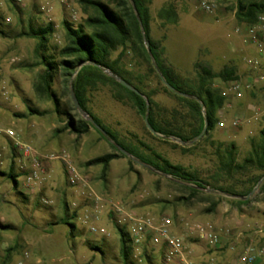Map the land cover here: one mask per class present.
Here are the masks:
<instances>
[{
    "label": "rangeland",
    "instance_id": "1",
    "mask_svg": "<svg viewBox=\"0 0 264 264\" xmlns=\"http://www.w3.org/2000/svg\"><path fill=\"white\" fill-rule=\"evenodd\" d=\"M203 1L211 5V10L203 8ZM214 1L146 0L149 36L157 43L162 62L180 78L195 84L203 66L214 72L225 67L234 69L235 79L212 80V85L224 93L225 102L216 113L207 139L187 152L173 147L174 143L184 144L152 134L144 117L125 97H114L116 91L110 83L89 90L86 102L88 110L123 144L147 159L159 154L209 184L191 197L183 187L191 183L181 185L133 155L143 164L118 155L110 161L104 175L100 164L86 165L96 156L119 154L111 147L115 141L92 127L80 136L62 129L67 117L55 111L53 100L35 92L34 84L44 65L37 51L38 39L26 32L30 26L51 24L53 32L46 42L47 49L41 52L58 61L57 52L65 37L64 23L77 26L86 16L79 2L0 0V264H161L160 255L147 245L138 249L131 245L129 262L124 263L116 227L123 226L127 231V224L119 219L127 214L168 216L172 232L183 239L186 259L193 264H232L249 245L260 253L246 264H264L261 182L241 198L248 203H239V196L212 188L230 184L239 188L241 181L259 174L250 167L232 176L225 172L218 175L216 149L219 143L222 150L233 142L235 160L241 162L250 154L252 142L259 139L264 128V54L246 36L245 23L236 21L231 9L235 0L219 4ZM169 10L176 16L175 21L166 17ZM257 31L264 35V25ZM254 61L257 64L252 65L250 62ZM119 68L129 74L134 84L150 92L163 112L176 109L180 117L189 118L187 109L163 90L158 70H151L139 48L128 46ZM105 73L113 76L108 70ZM234 80L239 88L231 92L228 88ZM52 86L59 107L68 108L72 101L69 94L62 93L63 77L59 72L54 75ZM29 108L45 113L31 115ZM80 115L87 121L91 118L87 113ZM8 129L13 131L12 136L5 132ZM21 144L30 146L36 156L26 155ZM33 157H38V177L27 181L25 176L32 171ZM67 163L77 170L83 182L69 184ZM10 171L19 174L16 186L8 178ZM213 199H218L217 206L207 211ZM63 216L74 224L73 229L60 222ZM193 223L216 228L218 243L209 245L189 230L186 224ZM90 226L105 233L92 232Z\"/></svg>",
    "mask_w": 264,
    "mask_h": 264
},
{
    "label": "trees",
    "instance_id": "2",
    "mask_svg": "<svg viewBox=\"0 0 264 264\" xmlns=\"http://www.w3.org/2000/svg\"><path fill=\"white\" fill-rule=\"evenodd\" d=\"M77 1L82 6L86 16L77 26H72L68 22L64 23L65 37L63 45L57 52V55L60 57L58 61L54 60V56H49L41 52V50L47 49L46 42L53 32L51 24L48 23L44 27L30 26L29 31L26 32L28 36H33L38 39L37 51L41 63L44 65V70L39 75V80L34 84L35 92L40 96L43 95L47 99L53 100L55 111L67 117L62 129L68 130L76 136H80L87 133L90 127L94 128L91 122L81 117L72 102L68 108L61 109L59 107L57 94L52 86L53 77L59 72L63 77L64 86L62 93L70 95L69 87L70 82H72L74 92L82 109L106 131L109 137L140 161L149 164L162 173L170 175L180 184L191 183V186L183 185L189 191L191 197L201 193L209 184L205 180L198 178L195 173L190 172L182 165L171 163L159 154H155L154 159L144 158L119 141L101 123L99 118L88 110L86 105L87 94L89 90L97 87L98 84L110 83L116 91L114 97L117 99L125 97L132 104L138 115L144 117L148 110V121L156 132L166 138L174 137L184 142L191 141L203 129L204 116L200 106L201 102L208 122L204 136L189 145L172 144L173 147L187 152L192 150L201 140L207 139L208 133L213 129L215 124L216 113L225 102L224 93L222 92L221 94L220 89L212 85V80L216 78L224 81L235 79L234 69L232 67H225L219 72H214L209 67L203 66L198 73L197 83L190 84L188 81L180 78L178 74L162 62L157 43L149 36L150 15L146 0ZM222 1L225 0H215L214 2L219 4ZM231 9L234 10V17L238 23L255 25L260 16L264 17V0H235V4L231 6ZM136 13L142 22L143 31L149 43L153 62L144 46ZM166 13V17H171L170 21L176 20V16L170 10ZM128 46L139 48L144 60L151 65V70L155 72L157 69L176 91L191 96L190 98L180 96L169 90L164 84L162 86L165 92L173 95L187 109L189 118L185 116L180 117L176 109L163 112L158 103L153 100L151 93L139 84H134L129 74L119 68L122 53L125 52ZM117 49L121 50L115 58H112V54ZM105 70L124 79L140 91L142 95H138L121 85L113 76L107 75ZM157 77L159 80L161 79L158 74ZM29 112L31 115H42L45 113L44 111L33 108H29ZM94 129L102 135L100 131L96 128ZM164 141L168 142V140ZM111 147L119 154L106 153L96 156L88 160L86 165L100 164L102 166L101 173L104 175L112 159L118 155L124 156L114 145H111ZM220 147H222V144L219 143L216 149L218 155V175L220 174L219 172H225L232 176L233 173L244 172L250 167L258 170L259 174H255L247 178V180L241 181L238 186L239 188H235L232 184L227 187L213 186L212 188L231 196H239V203H248L247 199L241 198L246 197L264 176V128L260 130L257 142H252L250 154L241 162H236L235 160L236 147L233 142L228 143L222 150ZM7 175L12 184L16 186L19 174L10 171ZM260 190L264 191V179L261 180ZM209 195L213 196V194ZM217 203L218 199H213L207 211H213ZM60 222L70 225L71 229L74 228V224L69 222L67 216L61 217ZM116 229L119 235L120 255L124 263H128L132 251L129 234L123 226H117Z\"/></svg>",
    "mask_w": 264,
    "mask_h": 264
},
{
    "label": "built area",
    "instance_id": "3",
    "mask_svg": "<svg viewBox=\"0 0 264 264\" xmlns=\"http://www.w3.org/2000/svg\"><path fill=\"white\" fill-rule=\"evenodd\" d=\"M202 6L206 11L211 10V5L202 2ZM264 25V17L260 16L255 25L244 24L245 34L250 40H252L257 47V50L264 54V35H258L257 29ZM237 32H241L240 27H236ZM252 65L257 64V61L250 62ZM264 79V77H262ZM239 84L237 81H231L228 90L231 92L237 91ZM235 125V122H233ZM7 135L12 136L14 133L12 130L8 129L5 131ZM21 149L27 155L32 154L33 150L30 146L26 144H21ZM36 156V155H34ZM68 172V182L71 185H77L80 181V175L77 170L67 163ZM39 167L38 157H33V168L25 177L27 181H32L38 177ZM83 182V180L81 181ZM75 206V203L72 204ZM116 211L121 212L118 206ZM87 219V216H86ZM120 221H124L127 224V232L129 234L130 243L134 249L143 247L147 245L152 249L153 253L160 255L161 264H193L188 259H186L184 244L182 237L174 234L171 230V219L168 216L161 215L157 218L149 216H137L135 214H127L119 218ZM188 229L202 239H204L209 245H215L219 241V233L212 225L204 223H193L186 224ZM92 232L105 233L103 229L97 230L95 226H90ZM260 251L249 245L241 250L237 256L235 262L232 264H246L252 263L256 257L259 255Z\"/></svg>",
    "mask_w": 264,
    "mask_h": 264
},
{
    "label": "water",
    "instance_id": "4",
    "mask_svg": "<svg viewBox=\"0 0 264 264\" xmlns=\"http://www.w3.org/2000/svg\"><path fill=\"white\" fill-rule=\"evenodd\" d=\"M136 17H137V20H138V23H139V26H140V30H141V33H142L143 40H144V42H145V47H146V49H147V52H148V54H149L151 60L153 61V57H152V54H151V50H150V47H149V43H148V41H146L145 34H144V31H143L142 22H141V20H140V18H139V16H138L137 13H136ZM83 64H85V63H83ZM158 73H159V76H160V78H161L163 84H164L169 90H171L172 92H174V93H176V94H178V95H180V96L189 97V98L191 97V96L188 95V94H185V93H183V92L176 91V89H175L170 83H168V82L164 79L163 75H162L159 71H158ZM113 76H114V77L116 78V80H117L121 85H123L124 87H126V88H128L129 90L135 92V93L138 94V95H142L140 91H138L136 88H134V87H133L132 85H130L128 82H126L124 79H121V78H119V77H117V76H115V75H113ZM69 92H70V98H71V101H72L74 107L76 108V110H77L80 114H82V115L86 114V112L82 109V107H81L80 104H79V101H78V99H77V97H76V94H75L74 89H73V86H72V82H70ZM196 100H197V99H196ZM200 106H201V108H202V113H203V116H204V126H203L202 131L199 133V135H197L196 137H194V138H193L191 141H189V142H184V141H181V140H179V139H177V138H174V137H167V138H172V139H174V140H176V141H179L181 144H187V143H193V142L199 140L201 137H203L204 134H205V132H206L208 122H207V118H206V116H205V114H204V109H203V105H202L201 102H200ZM89 121H90L91 124L94 126V128H96L98 131H100L104 136H107L106 131H105V130H104L99 124H97V123H96L95 121H93L91 118H89ZM144 122H145L146 127L148 128V130H149L152 134L163 136L162 134L156 132L155 129L150 125V123H149V121H148V110L146 111V113H145V115H144ZM163 137H165V136H163ZM113 144H114V146H115V147H116V148H117L122 154H124L125 156H128V157H130V158H133L134 160H136V161L139 162L140 164H143V163H141L140 161H138L137 159H135V158L132 156V154H130L127 150H125V149H124L122 146H120L118 143L113 142ZM163 174H164V175H167V174H165V173H163ZM167 176H169V175H167ZM262 179H264V176L261 178V180H262ZM261 180H260L259 182H261ZM252 192H253V190H252L250 193H252ZM250 193H249V194H250ZM249 194H248V195H249ZM248 195H247V196H248ZM247 196H246V197H247Z\"/></svg>",
    "mask_w": 264,
    "mask_h": 264
}]
</instances>
